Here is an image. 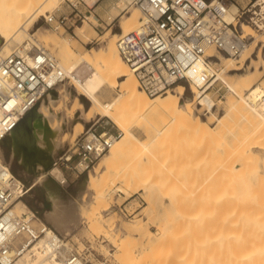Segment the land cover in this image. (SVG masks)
Masks as SVG:
<instances>
[{"label":"rangeland","instance_id":"obj_1","mask_svg":"<svg viewBox=\"0 0 264 264\" xmlns=\"http://www.w3.org/2000/svg\"><path fill=\"white\" fill-rule=\"evenodd\" d=\"M108 1L110 2L108 5L110 10L109 14L104 17L106 23H101L96 20L94 16V23L92 21L89 22L94 31L88 35L86 41L78 42L76 49L79 52L86 49L105 48L106 42L110 39L111 34L120 32V28L118 27L119 21L124 16L128 15L135 7L134 5H127V9L121 11L130 0ZM237 1L245 3L247 0ZM50 4L51 3L47 1L43 14L47 15L48 12L58 14L61 11H68L63 0H59L58 3L52 7ZM115 12L118 13L113 16ZM139 16L140 12L138 18ZM137 21L139 20L137 19ZM86 22H88V20H85L82 24L78 22L75 24V27L78 25L76 28L72 27L69 30H64L61 27L59 29H53L51 25L45 21L44 15L38 13L33 22V27L28 30V36L23 35L20 37L19 47L22 48V45L27 42V39H32L37 45L31 44L33 46L31 49L37 47L43 49L59 61L56 50L52 48L50 44V38H53L55 35L58 39L61 38V40H64L68 37L75 36V30ZM137 26L138 22L135 29ZM247 32L250 33V35L251 33L257 35V41L253 51L248 54L249 57H244L241 61H237L240 57L239 54L234 56V66H236V69L225 72L224 76L228 82L236 85V89L230 90L216 76L215 79L218 80V82H216L215 87L209 92H207V90L203 92L200 91L198 94L199 100L194 98L192 103L191 109L193 114L205 121L207 126L212 127V129H209L212 132L209 130L208 132L206 129L203 130V127L199 128L198 125L193 126V124V132L186 127H169L165 128V134H162L164 138L163 136L161 137L163 141L160 140L161 142L158 144H144V135L142 133L139 134L140 132H136L143 141L142 143H137L133 151L137 156L143 153L147 154L150 161L157 162V165L158 163L160 165L159 171L161 175L158 181L157 179H155V182L153 179L149 180V182L153 181L158 186V190L154 191L156 193L150 192L151 194L148 195L147 193L149 192H146L147 190L145 191V189L140 188V179L137 176V179L131 177V172H135L137 164L138 170H140L142 168L139 167V164H144V161H140V163L137 161V164L135 161H129V164L132 162L131 165L128 164L130 168L133 163L134 165L136 164V167L133 166L131 172H129L130 169L126 171L129 168L128 166L126 169L122 167L127 165V159L126 162L122 160V164L124 162L125 165L116 161L117 163L115 164L118 168L115 165L111 168L112 166L110 165V168L108 167L109 169H107L105 165L99 164L100 159L97 157L93 163V167L81 173H77L73 169L52 165V167L56 166L61 170L67 181L64 186H60L61 189L57 194L60 205L64 209H67L68 214L72 216L75 214L73 200L75 199V194L78 193H72L74 189L82 190L85 200L84 206L77 209L76 216L72 220L63 223H53L47 216L48 211L51 209V203L47 199L45 189L40 183L42 177L36 176L35 173L24 167V164L11 152L8 141L3 138L0 142L1 160L10 167L15 176L20 178L25 185L29 186L27 194L22 199L28 208L26 209V213L28 214L30 212L29 209L33 211L35 216L39 217L42 222L64 237V241H67V248L77 250L83 254L89 264H176L177 259L175 261V256L179 254L176 257L178 260L182 259V252L185 254L182 260H185L184 262H186V264H216L218 261L219 264L226 263V254L224 253V218L227 206L223 205L224 193L226 191L230 193L233 189L237 194L240 192L239 195L235 194V196L238 197H235V199L229 203L228 210L233 209L232 207L235 206L236 211L239 209V211L243 210L244 212H258V214L261 213L260 216H264L262 215V213L264 214V149H262L260 145L256 147V144L264 139V133L261 132L259 126L258 128L260 130L257 129L256 126H253L257 129H255V131L252 125L246 122L243 116L239 114L240 112H238V110V113L236 112L237 114L234 113L235 111H228L227 114H224L227 109L228 99H238L237 95H239V93L245 95L248 92L245 90V87H243V84H245V86L249 85L251 89L254 83L261 82L262 85L264 84V63L262 62L264 59V45H262L261 41H258V38H262L264 34L250 28ZM45 36L47 37L46 40L49 41L47 45L42 40L45 39ZM251 39L252 37L248 35L247 45ZM2 43L3 39L1 38L0 46ZM212 60L218 63L221 61L216 58H212ZM86 67L87 66L83 64L79 65L75 69L74 74L82 78L89 71V68L87 69ZM242 75L247 76V81L244 80V82L240 83L241 80L239 78ZM180 83L184 86L183 94L180 96V102L192 100L191 97H194V93L191 92L190 87L185 83ZM225 87L228 90H226ZM235 91L237 92L235 93ZM80 92L79 89L71 84L68 78H63L52 90H50L51 95L56 101L53 105L54 110L59 113L60 119L63 122V128L57 136L59 146L53 153L52 160H55L64 152L69 154L72 149L71 146L79 139L80 136L78 135L81 133H76L77 135L74 134V136L69 134V132L76 130V127L73 125L75 121L82 122L83 131L84 129H89L91 132L105 131L107 134L115 133L118 134V136L120 135V131L112 122V118L110 116H100L98 114V109L92 106L90 101L84 95H81ZM117 93L118 86L101 90L98 96L101 101H107ZM44 97H46V94L43 95V98ZM202 102H205V107L202 106ZM221 115L223 119L221 120L222 122L218 119ZM218 120L221 122V125L218 123ZM193 123L195 124V121ZM135 126H139L138 120L132 124V128L137 129ZM198 129L200 135L197 133ZM201 129L203 131L202 133ZM253 131H255V133L258 132V135H254ZM64 132H67V134H65L64 140L61 141V136ZM244 133L246 137L247 134H249V136L247 138L244 135L242 136ZM250 134H252V138ZM255 136H258V138L255 139ZM246 139L248 140L246 141ZM242 140L245 142L242 143L246 145H242ZM252 140H255V144H253ZM243 146H248L254 151V154L250 153L248 156L245 155L247 156L243 157L245 159L237 157L235 161L227 158L228 155L226 156L225 150H228L227 153L230 154L232 151L233 153L235 152V154L236 152L239 154V150L241 151L246 148ZM241 147L243 148L241 149ZM237 148L240 149L238 150ZM106 151L107 150H105V152ZM145 166L147 167V165ZM120 167L124 169V175H122V177H129V182L126 185L120 180L119 172H123L119 170ZM116 169L119 171L117 174H115L117 171ZM125 172H128V176ZM140 172L137 171L135 173L141 175L143 174L142 172H144L145 176L149 174L148 170L144 171L142 169ZM88 173L94 174L95 177L91 184L86 183L85 185V177L87 178ZM135 173H133V175H135ZM149 176H147V178H149ZM142 183H144V181H142L141 184ZM257 185H259V187H257ZM227 187L230 189L232 188V190L226 189L224 192V189ZM256 195L260 198L256 197ZM150 196L151 199L146 200V198H150ZM211 196L212 199L214 198V203L217 201V205L220 204V207L215 205L217 211L214 210L212 213L211 211L215 207L212 202L210 203L208 201ZM254 199H258L259 205ZM232 202H235V204L232 205ZM209 203L212 206H210ZM221 204L223 205L222 207ZM256 208L257 210H255ZM93 209L100 212L104 217L103 221L105 220L107 223L110 222V224L107 226L106 222L105 225L103 224L104 222L102 224H92L93 222L87 221L89 211ZM14 210L18 213L20 211L18 208ZM214 212H217L218 216H216ZM215 216L218 218L217 220H215ZM32 224L36 225L37 222L33 221ZM200 225L203 228H200ZM216 226L220 233L219 235L217 234L220 236H217L218 238L215 237L214 234L218 231H215ZM196 227L202 231L196 230ZM105 229L108 231L106 232ZM211 229H213V231L210 233L209 230ZM147 230L153 234H158L165 230V232H169V236L172 235V243L168 240L157 246L158 248L155 247L157 251L165 250L164 252L167 251V253L169 252L168 254L176 253L174 256L172 255L173 258L169 255L172 259L165 256L166 259L164 260V257H162V259L159 258V256L156 257V255L154 256L156 258H153L152 255L156 251H154L153 254L152 252L150 253L149 246L148 244L146 245L145 242L146 239L148 241ZM213 238L218 241H215L216 244L207 241ZM215 239H213V241ZM118 245H120L121 248ZM170 247L173 248L174 252H172L173 250L170 251ZM178 248H181L180 250L183 249L181 253ZM125 250H127V252ZM145 251L149 252L151 256L148 255V257ZM125 252L126 257L123 255ZM155 254L158 255L157 252ZM205 258L207 260H205ZM184 262L181 261L182 264H184ZM260 262L264 264V261H259V264H261Z\"/></svg>","mask_w":264,"mask_h":264},{"label":"bare ground","instance_id":"obj_2","mask_svg":"<svg viewBox=\"0 0 264 264\" xmlns=\"http://www.w3.org/2000/svg\"><path fill=\"white\" fill-rule=\"evenodd\" d=\"M47 1L51 3L50 5L52 7V6H55L59 0H0V39L1 38L3 39V43L0 46V50L2 52L7 53L13 48L19 47L20 37L23 35L28 36L27 35L28 30L29 28L33 27V22L35 21V18L38 13L40 15L47 16L46 14H43V11L45 10V4L47 3ZM88 1L96 2V0H88ZM236 8H237V5L234 3L229 5V11L234 12L236 11ZM138 11H139V8L135 6L128 15L124 16L119 21L118 27L120 28V32L126 33L128 31L135 29L137 22L139 24V21H137V19L139 20L138 14L140 11L139 12ZM117 13L118 12H115L113 16L117 15ZM225 19L228 21L231 20L230 12H228L225 15ZM87 20L88 22H86L80 28L75 30V34H74L75 36H71V37H68L67 39L61 40V38L58 39V37H55V35L54 36L52 35L53 38H50V44L52 48L56 50L57 52L56 55L59 61H57L56 59L55 60L59 68L63 72V75H64L63 78H68L71 84L75 88L81 91L80 92L81 95H84L90 101L91 105L95 106L98 109L99 111L98 114L100 116H110L112 118V122L115 124V126L120 131V135L114 138L111 145L107 149H105L107 151L105 152L104 150L103 152L99 154V159H100L99 164L101 163L102 165H105L107 169H109L110 165L112 166L111 168H113L114 165L116 166L115 164L117 163L116 161H119L118 163L122 164V160L126 162V159H127V163H126L127 165L122 166L123 168L126 169V167L129 164V161H135L136 164H137V161L138 163H140V161L142 162L144 161V164L140 163L139 167L142 168L144 171L148 170V173L150 174V176L147 172H145L148 174L146 176L144 175V172H142L143 174L141 175L138 173H135L137 171L138 172L142 171V169L138 170V164H137V168L135 172H131L133 170L132 169L133 166L136 167V164L134 165V163L132 164L131 168L130 166H128L129 168L126 171L130 169L129 172L132 173L131 177L136 178L137 176L140 179V184H139L140 188L145 189V191L147 190L146 192H149L147 193L148 195H150L152 192L156 193L154 191L158 190V186L154 182H155V179H157L158 181V178L161 175L159 171L160 165L159 163L157 165V162L150 161L149 156L147 154L143 153L144 155L139 154L137 156V154L133 151L134 147L136 146L137 143H142L143 139H145L144 144L160 143L161 142L160 140L163 141L164 135L162 134H165V131H164L165 128H169V127H184V128L186 127L189 130H192V128L194 130V127H192V124H193V126L198 125L199 128L203 127L202 128L203 130L206 129L208 131L209 129H212V127H209L206 125L205 121L196 117V115L193 114L192 109H191L194 98L196 97L198 98V94L200 91L197 90L194 86H191L190 87L191 92L194 93V97L193 96L191 97L192 100L180 102V96L183 94L184 86L180 82H176L174 85H172L170 89L166 90L162 94H156L152 96L147 95L145 92L139 89L137 85V80L132 70L126 64V62L122 59V57L120 56L118 52V49L116 46V40L120 32L112 33L110 36V39H108V42H106L105 48L103 49L102 48H95V49H88V50L86 49L80 52L76 49L78 42L86 41L88 39V35L92 33V31H94L91 28V25L89 24L90 21L94 23L95 21L94 16L92 14L88 15ZM84 21L82 23H84ZM249 28L252 29L249 25H244L243 26L244 32L248 33L247 31ZM248 34H249V37L250 36L252 37V39L249 42V44L248 45L246 44L245 47L242 49V51L239 53L240 57L237 61H241L244 57H247V56L249 57L248 54L253 51L256 45L257 35H254L252 33L251 35L250 33ZM46 39L47 37L45 36V39H42V40L47 45L49 41ZM258 41H261L262 45H264V36L262 38H258ZM31 44L35 46L37 45L36 43L32 41V39H27V42L24 45H22L23 46L22 48L23 49L31 48L33 47ZM212 51L213 50H211L210 48L208 49L209 53H212ZM49 55L52 56L51 54ZM214 58H216L217 60H221L219 63L212 60L213 64L217 68L215 72L216 76L227 86V88H229L230 90H235L236 85L234 83L231 84L224 77L225 72L236 69V66H234L235 65L234 56L216 54ZM262 62L264 63V59L262 60ZM81 64H83L84 66H87L86 67L87 69L89 68V71L82 78L77 77L74 74L75 69ZM239 79L241 80L240 83H242L244 82V80L247 81V76L242 75L240 76ZM57 84L58 83H56L55 85ZM243 85L242 86L245 87V90H247L248 92L245 95H241L238 92L239 93V95H237L238 99H234V98L228 99L227 98L228 99V103L226 107L227 109L224 114H227L228 111H231V112L235 111L234 113H236L238 110V112H240L239 114L243 116L246 122L251 124L252 127L256 126L257 129H259L258 128L259 126L261 129V132L264 133V103L259 100V95L263 90L264 84L262 85L261 82L254 83L252 89L249 87V85L247 86H245V84ZM116 86H118V93L115 96H113L110 100L101 101L99 99L98 95H99V92H101V90H104L107 88L109 89L114 88ZM236 92L237 91H235V93ZM55 102L56 101L54 100L50 91H48L46 93V97L44 98L42 97L40 100H38V102H36L29 111H27L25 114H23L18 119L14 127L5 135L4 139L8 141L11 152L14 153L16 157L18 158V160L24 164V167L31 170L33 173H35L36 176L42 177V180L40 183L44 187L46 197L51 203V209L47 213L48 218L53 223L55 222L63 223L68 220H72L76 216L77 209L84 206L85 200H84V195L82 194V190L74 189V191H72V193H75V192L78 193V194H75V197H74L75 199L73 200V205L75 208L74 216L68 214L67 209H64L58 201L57 192L61 189L62 186H64L65 179H63L64 176L58 167L56 166L52 167L53 162H54V160H52L53 158L52 155L59 146V140L57 136H58V133L63 128V122L60 119L59 113L56 110H54V107H53ZM205 105H206L205 102H202V106L205 107ZM222 115L218 117L220 121L223 120ZM136 120L139 121V126H135L137 127V129H134L132 128V124ZM219 120H218V123H220L221 125L222 121L220 122ZM194 121H195V124L193 123ZM73 125L76 127V130L69 132L71 136H74V134L77 135L78 133H81L80 135H78L80 136L79 140L83 141L84 143H87L88 141H90V139H92L93 137L92 132L89 129H84V131L82 130L83 124L81 121H75ZM256 128H254V130ZM202 129H201V133L203 132ZM255 131H253V134L258 135V132L255 133ZM136 132L137 133L140 132L139 134L142 133L144 135V138L143 139L140 138V135H138ZM197 133L198 135H200L199 129L197 130ZM245 133L242 134V136L243 135L245 136ZM65 134H67V132H64L62 134L61 141L64 140ZM108 134H114V133H108ZM210 134H213V133H210ZM162 136L163 138H161ZM248 136L249 134H247V137ZM250 137L252 138V134H250ZM256 138H258V136L257 137L255 136V139ZM247 140L248 139H246V141ZM254 141H253V144H255ZM94 142L100 148H102L101 144L99 143V141H97V139H95ZM242 142L244 141L242 140L241 143ZM244 143H242V145ZM257 145L262 146L261 148L264 149V139H262V141H259V143L256 144V147ZM248 146L247 147L243 146L246 148L241 151L239 150L240 148L239 149L237 148L240 152L239 154H237V152L235 154V152L233 153V151L230 154V153H227L228 150H225L226 156L227 155L229 156V157L227 156V158L228 159L230 158L229 160L235 161L237 157L241 159L245 155L248 156V154L250 153L254 154L253 153L254 151L251 150ZM243 147H241V149ZM0 161H2L1 156H0ZM131 163L132 162H130L129 165H131ZM145 165H147L148 168ZM116 167L118 168V166ZM119 170H122L123 172L121 171L119 172L117 170L115 174L119 172L120 180L126 185L129 182V177L128 178L122 177V175H124V169H121L120 167ZM125 173H127L126 175L128 176V172H125ZM133 173H135V175H133ZM142 175H144L145 177ZM147 176H149L150 179L147 178ZM94 177H95L94 174L88 173L87 178L85 177L86 179V182L84 181L85 185L86 183L91 184L94 181ZM151 179H153L154 182L153 181L149 182V180ZM142 181H144V183L141 184ZM145 181L146 182L148 181V182L146 183ZM256 182H257V179H256ZM257 187H259V185H257ZM226 189L232 190V188L230 189L227 187L224 189V192ZM233 190L230 191V193L227 191L225 193L222 192L224 193V201H223L224 204L223 205L227 206L225 209V218H224L225 220V226H224L225 251L224 253L226 254L225 256L226 263L224 262V264H259V261H264V216H260L261 213L258 214V212H254V211H253L254 213L244 212L243 210L239 211V209H237L236 211L235 206L232 207L233 209L228 210L229 203L233 201L235 197L236 198L238 197V196H235L237 192H234ZM239 193L237 195H239ZM256 197H259V196L256 195ZM148 199H151V196L150 198H146V200ZM254 200L258 204V199L257 200L254 199ZM208 201L210 203L212 202L214 204V207L215 205H217V201H215L216 203H214V198L212 199V196ZM210 203L209 205L212 206ZM233 204H235V202L234 203L232 202V205ZM223 205L221 204V207ZM217 206L220 207V204ZM17 208L24 213H26V209H28L25 203L22 201V199H17L16 201H14L13 211H15L14 209H17ZM215 208L211 211V213L214 210L217 211V207ZM255 210H257V208ZM29 211L30 212L28 214L26 213V218L29 219L31 225L36 228L42 227V225L45 223L42 222L39 219V217L33 215L30 209ZM243 212H244V215H243ZM15 213L18 214L17 211H15ZM214 213L216 216H218L217 212H214ZM262 215L264 214L262 213ZM103 219H104L103 215L97 210L93 209L89 211L87 221L93 222L92 224L94 223L102 224L104 222L103 224L106 225L107 222L105 220L103 221ZM217 219L218 218L216 217L215 220ZM33 221L37 222V224L36 225L32 224ZM108 224H110V222L107 223V226ZM197 228L198 227H196L195 229L199 231L200 229L199 228L197 229ZM200 228H203V227L201 226ZM215 228H216L215 231H217L218 230L217 226ZM46 230L47 231L45 232V234H41L33 243L27 246L26 249L23 250V252L19 254L13 260L12 264H60L62 261V258L67 254L69 250V248H67V241H63L62 248L60 250L53 249L52 239H55L54 234L51 231H49L47 228ZM107 231L108 230H106V232ZM201 231L202 230H200V232ZM209 231L211 233L213 229ZM168 233L169 232H165V230H163L158 234L157 233L153 234L147 230L148 241L146 239L145 242H146V245L148 244L149 246L150 251L149 249L148 251L150 253L152 252V254L154 251L158 253L157 255L155 254L156 253L155 252L152 255L153 258H156L159 256V258L164 257V260H165L166 259L165 256H168V258H171V257L173 258V256L176 254V253L168 254L169 252L168 253L167 251L164 252L165 250L161 249L162 251L160 250L157 251V249H155V247L158 248L157 246L163 244L164 242L168 240H170V242L172 241L171 240L172 235L169 236L170 234ZM214 234H215V237H217L220 234L219 230L217 231V233L215 232ZM213 239L212 240L210 239L207 241L209 243H212V242L215 243L216 239L214 241ZM53 244L56 245L55 240L53 241ZM120 245L118 246L120 247ZM180 249H179V252L181 253L183 249L182 250ZM171 250H173L172 247H170V251ZM125 251L127 252V250ZM126 252L123 253L125 257H126ZM145 252L147 256L148 255L151 256L149 252L147 251ZM172 252H174V250ZM155 255L156 257H154ZM169 255L171 257H169ZM183 255L185 256V254H183L182 252V257H181L182 259H184ZM176 256H175V261L177 259V261L180 262L178 263L176 261V264L177 263L182 264L181 261L183 262L185 261L182 259L178 260ZM205 260L207 259L205 258ZM218 262L216 264H219ZM260 263L262 264L263 262H260ZM79 264H84V263L80 262ZM184 264H186V262H184Z\"/></svg>","mask_w":264,"mask_h":264},{"label":"built area","instance_id":"obj_3","mask_svg":"<svg viewBox=\"0 0 264 264\" xmlns=\"http://www.w3.org/2000/svg\"><path fill=\"white\" fill-rule=\"evenodd\" d=\"M63 2L67 12L44 15L53 29L69 30L78 22L82 23L96 4L88 0ZM232 3L237 5L234 12L229 11ZM127 5L139 8V24L134 30L120 32L116 46L132 70L139 89L151 96L164 93L176 82L209 92L218 82L212 58L216 54L236 56L242 51L249 35L244 32V25L264 34V0L245 3L237 0H130L121 11L126 10ZM228 12L230 21L225 19ZM209 48L212 53L208 52ZM63 77L55 58L43 49L16 47L7 53L0 50V142L18 119ZM259 100L264 103V88ZM92 136L87 143L76 140L71 152L59 155L53 165L77 173L86 171L118 134L92 131ZM8 167L0 161V264H12L27 246L45 234L46 228L54 234L53 249L60 250L64 237L47 224L40 228L32 226L26 213L13 211L14 201L23 199L29 186ZM63 179L67 183L66 178ZM32 214L35 215L33 211ZM80 262L89 264L83 254L69 249L60 264Z\"/></svg>","mask_w":264,"mask_h":264},{"label":"crops","instance_id":"obj_4","mask_svg":"<svg viewBox=\"0 0 264 264\" xmlns=\"http://www.w3.org/2000/svg\"><path fill=\"white\" fill-rule=\"evenodd\" d=\"M109 3L110 2L108 0H98L94 6L92 14L93 16H95L96 20L100 21L101 23L105 22L104 17H106V15L109 14V10H110L108 7ZM103 27H104V24H103ZM95 133H99V132L96 131Z\"/></svg>","mask_w":264,"mask_h":264}]
</instances>
